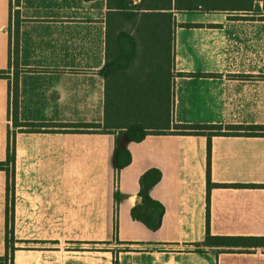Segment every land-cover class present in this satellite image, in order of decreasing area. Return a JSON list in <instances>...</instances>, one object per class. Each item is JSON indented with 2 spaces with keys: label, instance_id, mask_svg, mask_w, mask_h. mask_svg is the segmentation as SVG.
<instances>
[{
  "label": "crops",
  "instance_id": "1",
  "mask_svg": "<svg viewBox=\"0 0 264 264\" xmlns=\"http://www.w3.org/2000/svg\"><path fill=\"white\" fill-rule=\"evenodd\" d=\"M10 6L20 20L16 62ZM106 14V0H0V71H18L19 120L49 126L16 131L10 264H264V247L204 245L207 223L212 237L264 238V138L212 137L208 153L204 136H148L134 144L81 127L103 125ZM173 16L172 122L264 126V0ZM8 107L0 79V162ZM59 125L71 127H53ZM116 143L131 154L118 174ZM151 168L162 175L150 192L164 207L156 232L130 218L138 180ZM114 191V245L97 250L95 240H71L76 248L65 247V224L94 222L98 205L112 210ZM5 236L0 171V257Z\"/></svg>",
  "mask_w": 264,
  "mask_h": 264
},
{
  "label": "trees",
  "instance_id": "2",
  "mask_svg": "<svg viewBox=\"0 0 264 264\" xmlns=\"http://www.w3.org/2000/svg\"><path fill=\"white\" fill-rule=\"evenodd\" d=\"M105 65L103 125L81 126L91 133L119 134L128 143L139 144L148 136H204L208 141L216 136L264 138V126H206L176 125L172 122L173 28L175 11L205 12L233 11L248 8L251 0H106ZM16 5L19 0H15ZM19 13L10 6L9 52L14 62L18 57ZM13 25V28L11 27ZM16 66V64H15ZM0 79L8 85V118L6 156L0 171L6 175V236L5 254L0 264H10L13 252V213L15 192V135L43 133L44 124L23 123L18 115V71L10 75L9 68L0 71ZM68 128L71 126H53ZM67 133V131H58ZM209 156V154H208ZM131 163V154L119 143L115 145L113 168L119 173ZM161 172L151 168L138 180L137 202L130 210V218L151 232L162 225L164 207L150 197L151 190L160 182ZM207 187L210 188L209 172ZM119 194L114 199L118 202ZM138 199L141 201L138 202ZM11 225V226H10ZM9 227H11L9 229ZM204 245L208 247L260 248L264 238L212 237L207 223ZM115 264V263H114Z\"/></svg>",
  "mask_w": 264,
  "mask_h": 264
},
{
  "label": "rangeland",
  "instance_id": "3",
  "mask_svg": "<svg viewBox=\"0 0 264 264\" xmlns=\"http://www.w3.org/2000/svg\"><path fill=\"white\" fill-rule=\"evenodd\" d=\"M115 191L113 192V206L111 208L103 205L97 206V218L94 222L66 223L65 224V247H75L71 240H95L97 250L105 249L107 245H114L116 241V208ZM112 211V212H111ZM11 227H9L10 229ZM14 245V244H13ZM80 246V245H79Z\"/></svg>",
  "mask_w": 264,
  "mask_h": 264
},
{
  "label": "water",
  "instance_id": "4",
  "mask_svg": "<svg viewBox=\"0 0 264 264\" xmlns=\"http://www.w3.org/2000/svg\"><path fill=\"white\" fill-rule=\"evenodd\" d=\"M141 200L140 199H138V202H140Z\"/></svg>",
  "mask_w": 264,
  "mask_h": 264
}]
</instances>
